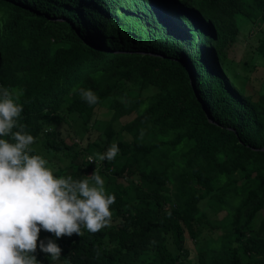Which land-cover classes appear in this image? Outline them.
Here are the masks:
<instances>
[{
  "label": "trees",
  "instance_id": "16d2710c",
  "mask_svg": "<svg viewBox=\"0 0 264 264\" xmlns=\"http://www.w3.org/2000/svg\"><path fill=\"white\" fill-rule=\"evenodd\" d=\"M241 18L264 23V0H0V87L23 91L32 154L56 177L98 171L115 195L110 225L96 233L41 228L62 252L53 261L39 249L40 264H264V92L236 88L222 64ZM256 52L264 57V37ZM124 83L138 94L121 101ZM107 101L111 115L87 142L56 126L74 114L104 120ZM113 143L119 154L100 161ZM204 205L226 214L200 249Z\"/></svg>",
  "mask_w": 264,
  "mask_h": 264
},
{
  "label": "clouds",
  "instance_id": "9594fccd",
  "mask_svg": "<svg viewBox=\"0 0 264 264\" xmlns=\"http://www.w3.org/2000/svg\"><path fill=\"white\" fill-rule=\"evenodd\" d=\"M79 94L89 105L99 100L91 89ZM22 95L0 87V264H40L39 249L58 260L61 247L53 239H39L41 228L57 238L81 236L82 229L96 233L110 225L115 203L98 171L83 179L56 177L45 158L32 154L35 137L19 122ZM119 152L113 143L98 159L111 161Z\"/></svg>",
  "mask_w": 264,
  "mask_h": 264
},
{
  "label": "rangeland",
  "instance_id": "374dc122",
  "mask_svg": "<svg viewBox=\"0 0 264 264\" xmlns=\"http://www.w3.org/2000/svg\"><path fill=\"white\" fill-rule=\"evenodd\" d=\"M240 34L237 42L228 50L226 60L223 59L222 64L226 74L231 79L232 83L236 88L242 89L246 94H250L253 97H257L260 93L264 92V57L256 52V46L259 43V39L264 37V23H252V21L246 18L239 20ZM154 87H149L151 90H144L140 92L142 97L150 95ZM157 91V88H155ZM138 94L137 87L130 83H124L119 90H117L118 98L121 101L125 100L126 96H136ZM109 101H107L101 112H97V118L104 120H97L94 118L92 124L84 125L79 117L74 114L71 118L68 117V122L65 120L56 122V126L66 133L70 128H73L74 132L79 134L78 140L84 139L83 142H87V138H95L104 127V122L111 115L110 110H107ZM82 136V137H80ZM123 140H129L128 134H122L120 136ZM81 141V140H80ZM81 143V142H79ZM208 213V226L204 234L201 235L198 246L206 248V242L210 238H216L219 234L224 231L223 228H218L220 219L226 214L224 210L214 212L210 211L205 205L203 206ZM258 217L255 219L257 224ZM212 228V229H211ZM186 247L190 252V256L198 255V246L191 241L187 233L185 234Z\"/></svg>",
  "mask_w": 264,
  "mask_h": 264
},
{
  "label": "water",
  "instance_id": "95a60500",
  "mask_svg": "<svg viewBox=\"0 0 264 264\" xmlns=\"http://www.w3.org/2000/svg\"><path fill=\"white\" fill-rule=\"evenodd\" d=\"M207 116H208V119H209L210 121H213V119L211 118L210 114L207 113ZM260 149H261V150H264V146L261 147Z\"/></svg>",
  "mask_w": 264,
  "mask_h": 264
}]
</instances>
